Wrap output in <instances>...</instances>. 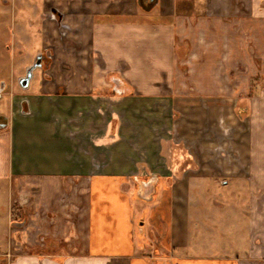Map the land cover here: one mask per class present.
<instances>
[{
	"label": "crops",
	"instance_id": "1",
	"mask_svg": "<svg viewBox=\"0 0 264 264\" xmlns=\"http://www.w3.org/2000/svg\"><path fill=\"white\" fill-rule=\"evenodd\" d=\"M39 6L57 59L0 111V264H264V150L252 131L218 140L264 73V0ZM220 177L250 192V247L231 256L189 236L194 192Z\"/></svg>",
	"mask_w": 264,
	"mask_h": 264
},
{
	"label": "rangeland",
	"instance_id": "2",
	"mask_svg": "<svg viewBox=\"0 0 264 264\" xmlns=\"http://www.w3.org/2000/svg\"><path fill=\"white\" fill-rule=\"evenodd\" d=\"M184 2L191 3L194 0H178V3ZM40 4L41 0H0V89L4 85V90L0 91V111L8 115L13 96L37 93L44 89L45 72L41 68L34 71L33 80L27 91L19 85V79L26 77V70L36 63L37 57L42 53L50 57L45 71L49 70L57 59L53 48L42 46L41 15L43 13ZM66 41L70 42L68 39H65ZM63 66V69L70 74L71 69L66 64ZM258 69L260 77L252 80L251 94L241 96L239 108L235 111V119L241 124H232V127L226 128L225 135H221V132L218 137L220 142L224 139L230 141L240 139L246 142L252 131V135L260 141V148L264 150L263 66L258 65ZM255 100L263 104L261 110L256 111L252 108ZM234 147L235 144L232 145V148ZM230 179L229 177L219 179L221 182L229 181L227 188L222 186L220 188L218 185L221 182L217 183V180H214L215 183L208 181L205 184V190L199 188L194 192L196 205L191 208L197 223L192 224L189 236L191 243L196 245L195 248H204L203 251L200 250L201 252L208 250L210 253L231 256L235 250L243 253L250 247V224L247 216L250 210L247 207L250 201L249 185L237 186L234 184L235 181ZM258 196L259 200H264V191H259ZM240 201L242 202L240 208L232 207L234 203ZM215 202H221L222 205L217 207ZM133 206V213L137 214L135 203ZM146 215L147 212H144L143 217ZM257 242L259 246L263 244L262 240ZM262 256L258 258L259 262H264V255Z\"/></svg>",
	"mask_w": 264,
	"mask_h": 264
},
{
	"label": "flooded vegetation",
	"instance_id": "3",
	"mask_svg": "<svg viewBox=\"0 0 264 264\" xmlns=\"http://www.w3.org/2000/svg\"><path fill=\"white\" fill-rule=\"evenodd\" d=\"M138 1H139L140 6L143 9H148V8L154 6V5H156L158 3V0H138ZM39 56L42 57V67H41V69L45 70L46 69L45 67H47V65L49 63V58L50 57L48 55H46L45 53H42ZM36 63H37V60H36ZM34 65H32L30 67H33ZM36 69H38V68H36ZM27 70H26V75H27ZM20 79H19V85H20ZM0 97H1V94H0ZM23 107H24V111L27 112L28 111V105H27L26 102L23 103ZM5 126H7V120L5 119V117L3 115H0V128L5 127ZM155 180H156V178L154 176H148V177H145V178L138 179L136 181L138 190H142L145 193L146 192L147 193L150 192V190H151L150 188L153 187Z\"/></svg>",
	"mask_w": 264,
	"mask_h": 264
},
{
	"label": "water",
	"instance_id": "4",
	"mask_svg": "<svg viewBox=\"0 0 264 264\" xmlns=\"http://www.w3.org/2000/svg\"><path fill=\"white\" fill-rule=\"evenodd\" d=\"M41 67H42V57L39 56L37 58V63L33 67H30L27 70L26 77H23V78L20 79V85H21L22 89L27 90L30 87V83L33 80V72H34V70L36 68H41ZM3 90H4V85H2V88L0 89V91H3Z\"/></svg>",
	"mask_w": 264,
	"mask_h": 264
}]
</instances>
